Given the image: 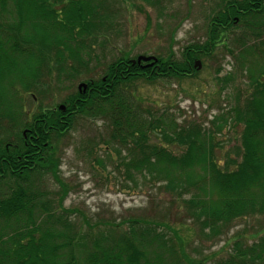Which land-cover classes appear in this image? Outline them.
Here are the masks:
<instances>
[{"label": "trees", "instance_id": "obj_1", "mask_svg": "<svg viewBox=\"0 0 264 264\" xmlns=\"http://www.w3.org/2000/svg\"><path fill=\"white\" fill-rule=\"evenodd\" d=\"M166 1L0 0V189L7 190L0 194V264H203L185 251L190 238L213 240L238 218L264 216V0H219L205 39L184 46L179 57L170 48L147 65L123 50L102 75L83 79L84 92L76 89L60 100L64 111L43 104L49 82L59 87L92 73V52L117 23L118 3L157 8ZM231 28L238 31L232 37L237 66L251 54L257 67H234L217 79L230 83L236 71L245 72L243 90H235L227 109L205 126L143 106L135 93L138 81L195 77V59L218 46L230 49ZM25 96L37 105L28 109ZM77 117L106 124L109 138L101 143L116 154L117 171L134 187L151 184L168 194L166 212L173 221H92L63 206L67 186L59 178L54 144ZM238 126L234 152L220 162L217 134ZM92 163L104 169L101 160ZM41 172L58 183L55 198L36 185ZM186 221L189 240L179 230ZM226 253L209 264H264V232L251 244L236 235Z\"/></svg>", "mask_w": 264, "mask_h": 264}, {"label": "rangeland", "instance_id": "obj_2", "mask_svg": "<svg viewBox=\"0 0 264 264\" xmlns=\"http://www.w3.org/2000/svg\"><path fill=\"white\" fill-rule=\"evenodd\" d=\"M217 2L219 0H168L162 4L163 7L157 8L141 6L138 2L139 5L118 3L116 6L120 12L117 23L104 38L98 39L92 52L89 62L92 73L82 74L72 82H63L59 87L53 81L49 82L43 104L47 109L56 108L68 92L75 91L80 83H85L83 79L102 75L105 65L111 59L119 57L123 50L128 52L129 58L136 60L138 55H165L170 48L179 57L184 46L205 39L208 17ZM234 33L237 34L238 31L232 28L226 32L230 42ZM261 39L264 41V35ZM230 42V49L218 46L212 55L199 58L201 68L195 77L154 83L138 81L135 84V93L142 99L143 106H149L154 113L168 111L178 122L203 120L206 126V120L227 109L234 101L236 89L241 94L245 72L236 71L239 75L230 83L217 79L227 77L234 67H257L256 62L252 63L255 59L251 54L246 64L237 66L232 55L238 51L233 41L231 44ZM25 101L28 109L37 105V100L32 101L30 96H25ZM240 131L241 126L233 130L226 127L222 133L217 134L219 151L216 155L220 162H223L225 153L232 156ZM108 133L109 130L102 120L77 117L72 128L54 144L55 157L60 162L59 178L67 186L63 206L85 213L92 221H119L130 216H144L156 220L168 217L173 221L166 212L170 200L168 194L151 184L134 187L117 171L116 154L104 150L105 145L101 143V139L109 138ZM171 148L177 151L176 147ZM94 159L101 160L104 169L97 168L92 163ZM36 185L51 198H55V193L59 190L58 183L49 172H41L36 178ZM6 191V188H1L0 194ZM185 227L192 230L189 221L179 227L181 234L188 239L193 233L188 232ZM263 232L264 216L248 215L235 220L219 238L206 241L199 236L190 238L185 251L197 262L209 264L210 260L227 255L226 252L230 250L236 235L251 244Z\"/></svg>", "mask_w": 264, "mask_h": 264}, {"label": "water", "instance_id": "obj_3", "mask_svg": "<svg viewBox=\"0 0 264 264\" xmlns=\"http://www.w3.org/2000/svg\"><path fill=\"white\" fill-rule=\"evenodd\" d=\"M150 60H151L152 62H155V61H156V58L151 57V56L146 57V56L140 55V56L137 57L136 62L139 63L140 61H150ZM149 65H152V63H150ZM193 67H194L195 69L199 70L200 67H201L200 60H195V61H194V64H193ZM85 88H86V84H85V83H81V84L78 85V89H83V90H85ZM64 108H65L64 105H60V106H59V109H61V110H64Z\"/></svg>", "mask_w": 264, "mask_h": 264}]
</instances>
